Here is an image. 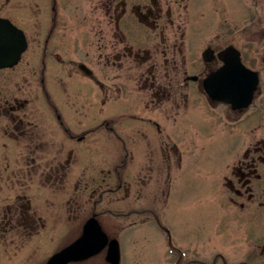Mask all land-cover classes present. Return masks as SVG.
<instances>
[{
	"label": "flooded vegetation",
	"instance_id": "obj_1",
	"mask_svg": "<svg viewBox=\"0 0 264 264\" xmlns=\"http://www.w3.org/2000/svg\"><path fill=\"white\" fill-rule=\"evenodd\" d=\"M196 173L247 241L234 264H264V0H0V264H47L90 218L105 247L66 264H112L113 216L170 242L165 204ZM60 208L91 213L49 250Z\"/></svg>",
	"mask_w": 264,
	"mask_h": 264
},
{
	"label": "rangeland",
	"instance_id": "obj_2",
	"mask_svg": "<svg viewBox=\"0 0 264 264\" xmlns=\"http://www.w3.org/2000/svg\"><path fill=\"white\" fill-rule=\"evenodd\" d=\"M217 153L218 150L214 148L209 153L204 154L201 158L202 165L213 167ZM212 177L215 179L217 174L214 173ZM195 179L196 181L192 180L190 187L186 189L187 194L184 197L172 196L171 200L165 204V226L171 230L170 242L166 231L155 223H152L153 225L151 223L149 225L135 223L136 226L130 228L129 221L124 217L107 218L109 221L113 220L112 223H116L117 226V233L115 234H119L121 243L123 257L121 264H175L178 257H181L178 264H190L188 259L195 254L198 256L200 254V257L206 256L208 262H214L212 264H223L219 253L225 254L230 263H237L239 259L237 257H240L244 249L247 250L248 244L245 240L244 242L241 239L235 240L236 237L232 235H236L238 226L233 222H228L223 215L228 207L222 202V188L218 184L200 182V174L196 173ZM55 206L59 208V201ZM61 209L63 208L56 209L59 210V213L54 211L53 225L56 226V229L57 227L63 228L65 231L64 234L56 233L54 236L56 238L49 250L57 248L59 237H62V240H72L79 233V227L83 220L89 217L91 213L86 211L81 217L68 215ZM66 217L71 219L73 225L64 221ZM197 225H200L203 236L208 234L204 244L202 242L195 245L192 243L191 230L192 235H194L193 231L198 229ZM122 228H127V231L131 230L134 234L121 231ZM230 235L231 237L226 240V237ZM172 243L181 247L180 254L173 248L174 246L171 247ZM82 264L106 263L104 262V255L99 254L93 260L82 262Z\"/></svg>",
	"mask_w": 264,
	"mask_h": 264
},
{
	"label": "water",
	"instance_id": "obj_3",
	"mask_svg": "<svg viewBox=\"0 0 264 264\" xmlns=\"http://www.w3.org/2000/svg\"><path fill=\"white\" fill-rule=\"evenodd\" d=\"M107 234L95 218H90L81 237L51 256L47 264H66L92 256L103 249L107 243ZM107 259L112 264H120V246L117 239L109 243Z\"/></svg>",
	"mask_w": 264,
	"mask_h": 264
}]
</instances>
